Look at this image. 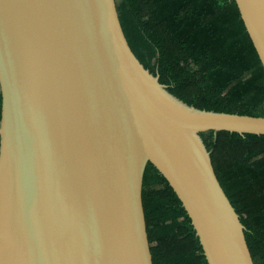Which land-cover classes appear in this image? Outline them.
I'll use <instances>...</instances> for the list:
<instances>
[{"label":"water","instance_id":"95a60500","mask_svg":"<svg viewBox=\"0 0 264 264\" xmlns=\"http://www.w3.org/2000/svg\"><path fill=\"white\" fill-rule=\"evenodd\" d=\"M236 2L264 65V0ZM0 78V264H154L149 161L209 264H255L201 132L262 134L264 115L173 93L132 49L116 0H0Z\"/></svg>","mask_w":264,"mask_h":264},{"label":"trees","instance_id":"16d2710c","mask_svg":"<svg viewBox=\"0 0 264 264\" xmlns=\"http://www.w3.org/2000/svg\"><path fill=\"white\" fill-rule=\"evenodd\" d=\"M116 3L132 49L173 93L202 109L264 115V65L236 0ZM2 113L0 92V119ZM201 135L254 262L264 264V133ZM142 197L154 264H209L181 198L152 161Z\"/></svg>","mask_w":264,"mask_h":264},{"label":"rangeland","instance_id":"374dc122","mask_svg":"<svg viewBox=\"0 0 264 264\" xmlns=\"http://www.w3.org/2000/svg\"><path fill=\"white\" fill-rule=\"evenodd\" d=\"M2 90V83H1V78H0V92Z\"/></svg>","mask_w":264,"mask_h":264},{"label":"bare ground","instance_id":"6f19581e","mask_svg":"<svg viewBox=\"0 0 264 264\" xmlns=\"http://www.w3.org/2000/svg\"><path fill=\"white\" fill-rule=\"evenodd\" d=\"M168 98L173 101V99L168 95Z\"/></svg>","mask_w":264,"mask_h":264}]
</instances>
